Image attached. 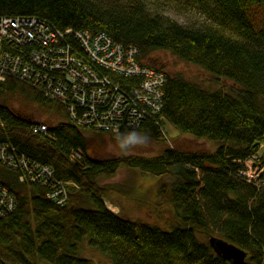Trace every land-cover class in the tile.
<instances>
[{"label":"trees","instance_id":"1","mask_svg":"<svg viewBox=\"0 0 264 264\" xmlns=\"http://www.w3.org/2000/svg\"><path fill=\"white\" fill-rule=\"evenodd\" d=\"M170 4L197 10L205 20L181 23L161 9ZM263 8L264 0H0V18L35 16L55 31L106 32L117 42L136 45L139 59L149 66L164 70L151 55L165 50L238 86L236 91L204 87L164 70L159 114L145 117L132 131L159 141L173 127L194 139L216 141V149L168 146L153 157L102 158L92 140H117L129 130L112 133L79 124L67 105L38 88L14 78L0 82V94L24 95L60 118L41 123L32 113L0 104V144L51 166L61 180L21 181L19 170L0 164V184L15 199L13 210L0 216V264H95L86 249L111 264H237L213 251L206 240L210 233L245 250L243 264H264V183L257 182L264 177L242 174L245 160L264 159ZM62 40L85 57L72 35ZM93 71L110 89L127 91L137 83L106 68ZM84 89L89 93L92 86ZM75 152H81V160L71 159ZM122 167L156 180L154 206L174 210L170 230L108 208L105 199L115 187L100 180ZM60 183L68 195L62 205L48 197Z\"/></svg>","mask_w":264,"mask_h":264},{"label":"built area","instance_id":"2","mask_svg":"<svg viewBox=\"0 0 264 264\" xmlns=\"http://www.w3.org/2000/svg\"><path fill=\"white\" fill-rule=\"evenodd\" d=\"M69 34L85 57L62 45V39ZM9 46L18 47L19 52H12ZM94 66L134 77L137 83L127 91L118 86L110 89L94 73ZM9 78L28 83L46 96L58 99L67 105L69 115L79 124L119 133L137 130L145 117L159 114L167 76L164 70L142 63L136 45L117 42L106 32L72 28L55 31L38 17L16 16L0 18V82ZM87 85L92 86L89 93L84 89ZM39 129L46 130V126L40 124ZM81 158V152L71 155L72 160ZM0 164L19 170L21 181H61L51 166L25 157L8 144H0ZM244 164L245 177L257 180L264 177V159L253 156ZM257 182L264 183L263 179ZM60 184L48 197L62 205L68 195ZM14 205L13 194L0 184V216L13 210Z\"/></svg>","mask_w":264,"mask_h":264},{"label":"rangeland","instance_id":"3","mask_svg":"<svg viewBox=\"0 0 264 264\" xmlns=\"http://www.w3.org/2000/svg\"><path fill=\"white\" fill-rule=\"evenodd\" d=\"M110 1H117L119 3L124 2V0ZM177 1L182 2V0ZM161 9L166 15L181 23L194 20L201 22L205 20L204 16L197 10L189 9L185 11L177 8L174 4L164 5ZM261 12H264V8L261 9ZM151 56L166 72L181 74L186 79L197 82L204 87L217 86L227 91H236L238 89V86L231 81L223 78L216 79L204 69L178 58L169 51L156 50ZM0 104H5L10 108H18L21 111L32 113L34 120L41 123L56 122L60 119L56 113L48 114L39 104L24 95H13L12 93L0 94ZM167 129L169 132V137H167V139L164 137V139L156 141L150 138L147 143L126 154H122L119 151L117 140L106 139L105 142L101 140H92V143H94V151L96 150L95 152L102 158H116L122 155L153 157L159 155L160 152L168 146H178L190 151L207 153L213 152L218 146L216 141L194 139L190 135L181 134L173 127ZM100 183L115 187L105 199V203L110 209L121 212L123 215L130 218L157 223L167 230L171 229V225L175 218L174 210L168 207L159 210L154 206L158 201L156 193L157 185L156 180L150 177V175L138 173L132 169L122 167L115 176L102 179ZM210 234L215 235V233ZM207 239L208 236H206V240ZM84 254L93 258L95 264H111L104 256L97 252L90 251V249H86Z\"/></svg>","mask_w":264,"mask_h":264},{"label":"water","instance_id":"4","mask_svg":"<svg viewBox=\"0 0 264 264\" xmlns=\"http://www.w3.org/2000/svg\"><path fill=\"white\" fill-rule=\"evenodd\" d=\"M208 244L216 254L227 260H232L237 264L245 262L247 252L223 238L212 235L208 238Z\"/></svg>","mask_w":264,"mask_h":264},{"label":"clouds","instance_id":"5","mask_svg":"<svg viewBox=\"0 0 264 264\" xmlns=\"http://www.w3.org/2000/svg\"><path fill=\"white\" fill-rule=\"evenodd\" d=\"M149 139L150 138L146 133L138 131L120 133L117 138V147L122 154H126L133 149L144 145Z\"/></svg>","mask_w":264,"mask_h":264},{"label":"crops","instance_id":"6","mask_svg":"<svg viewBox=\"0 0 264 264\" xmlns=\"http://www.w3.org/2000/svg\"><path fill=\"white\" fill-rule=\"evenodd\" d=\"M112 210V209H111ZM112 211H114V210H112ZM114 212H116V211H114Z\"/></svg>","mask_w":264,"mask_h":264},{"label":"bare ground","instance_id":"7","mask_svg":"<svg viewBox=\"0 0 264 264\" xmlns=\"http://www.w3.org/2000/svg\"><path fill=\"white\" fill-rule=\"evenodd\" d=\"M141 124H142V122H141Z\"/></svg>","mask_w":264,"mask_h":264}]
</instances>
